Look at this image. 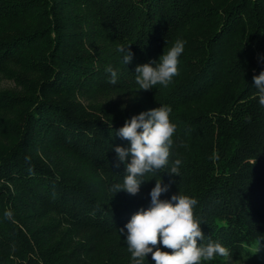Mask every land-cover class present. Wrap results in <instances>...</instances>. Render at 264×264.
I'll return each mask as SVG.
<instances>
[{
    "label": "trees",
    "instance_id": "trees-1",
    "mask_svg": "<svg viewBox=\"0 0 264 264\" xmlns=\"http://www.w3.org/2000/svg\"><path fill=\"white\" fill-rule=\"evenodd\" d=\"M177 39L180 74L139 89L136 67ZM261 72L264 0H0V75L15 84L0 90V264H132L125 225L156 180L169 187L161 200L198 201L203 243L249 260L264 247ZM161 105L173 109L180 177L165 168L136 195L115 193L126 175L115 148L130 147L116 132Z\"/></svg>",
    "mask_w": 264,
    "mask_h": 264
},
{
    "label": "clouds",
    "instance_id": "clouds-1",
    "mask_svg": "<svg viewBox=\"0 0 264 264\" xmlns=\"http://www.w3.org/2000/svg\"><path fill=\"white\" fill-rule=\"evenodd\" d=\"M123 53V62L130 64L134 53L131 45H119L117 49ZM185 50V41L177 39L173 45L164 50L159 62L151 61L139 65L135 70V82L142 91H150L157 86L168 87L180 74V57ZM111 74L110 83H116L117 72L111 67L105 69ZM256 85L255 96L264 107V72L253 77ZM173 109L168 105L142 112L126 120L116 135L129 142L130 147H116L120 163L126 168L123 184L113 186V191H125L136 195L145 182L142 178L148 173L169 168L170 175L180 177L182 160L177 158L171 162V149L177 125L170 119ZM130 161V162H129ZM119 167V163L117 164ZM169 191L162 180H156L151 191V205L141 208L132 215L125 225L127 229V250L131 254L132 264H145L146 257L151 254L156 264H206L216 258H222L230 264L232 252L211 238L205 241L201 228L202 220L194 209L198 204L195 198L179 193L171 200H161L162 194ZM10 216V213H5ZM124 229H120L123 233ZM259 243V240H258ZM170 251H162L159 245ZM260 250V249H259ZM258 250V252H259Z\"/></svg>",
    "mask_w": 264,
    "mask_h": 264
},
{
    "label": "rangeland",
    "instance_id": "rangeland-1",
    "mask_svg": "<svg viewBox=\"0 0 264 264\" xmlns=\"http://www.w3.org/2000/svg\"><path fill=\"white\" fill-rule=\"evenodd\" d=\"M14 88H15V84L11 80L0 75V90H11ZM0 142H1V137H0ZM252 253L253 255L249 260H240L238 262L231 260L230 264H264L263 246L259 245L256 246L255 248H252ZM224 264H227V261H225Z\"/></svg>",
    "mask_w": 264,
    "mask_h": 264
}]
</instances>
